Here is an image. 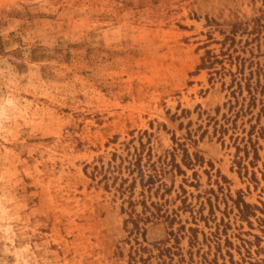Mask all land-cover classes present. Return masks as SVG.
Masks as SVG:
<instances>
[{"label":"rangeland","instance_id":"rangeland-1","mask_svg":"<svg viewBox=\"0 0 264 264\" xmlns=\"http://www.w3.org/2000/svg\"><path fill=\"white\" fill-rule=\"evenodd\" d=\"M0 35V264H264V0H0Z\"/></svg>","mask_w":264,"mask_h":264},{"label":"trees","instance_id":"trees-1","mask_svg":"<svg viewBox=\"0 0 264 264\" xmlns=\"http://www.w3.org/2000/svg\"><path fill=\"white\" fill-rule=\"evenodd\" d=\"M236 30V25L233 26V31ZM8 41L4 40V38L0 35V58H3V57H6L8 55H17L18 54V49L17 50H12V51H9L8 48ZM42 48L41 46H35L31 48V50L29 51V58H30V61L32 62H35V61H42L44 60L45 58L49 57V56H46V54H41L40 56H37L36 55V51L38 49ZM21 51V50H20ZM23 53V51H21ZM210 52V51H209ZM209 52L207 54H209ZM216 61H219L217 60V58L211 54L204 57L203 58V62L202 64L199 66V69H209V68H213L214 64ZM20 67L23 66V64H19ZM239 73H241L243 71V68H240L239 67ZM231 75L233 76V79H232V83L231 85L229 86V88H233L234 85L236 84V86L238 87V89H242L243 86H242V83L240 81H238V78H237V73H232L231 72ZM247 91L248 93L251 95V99L255 101L256 97H255V90L251 87V84L249 81H247ZM232 94L235 95L236 93V90H232L231 92ZM264 112V108H262V111L261 113ZM260 118V114L258 116V119ZM226 131V130H225ZM262 133L264 134V130H262ZM240 149V148H238ZM255 152V158H259V153H258V150L257 148L254 150ZM185 155L189 158V154L187 151H185ZM196 158L197 159H200L198 155H196ZM191 163V162H190ZM179 167V166H178ZM180 169V168H179ZM181 171V170H180ZM241 200L237 201L236 202V206L237 208L239 209V212L241 214V216L245 219H248L250 216H255L256 215V212H255V206L249 204L248 202H246L245 200H243V198H240ZM142 258V256H141Z\"/></svg>","mask_w":264,"mask_h":264}]
</instances>
